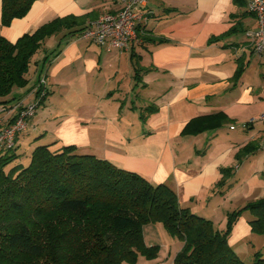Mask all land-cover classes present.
<instances>
[{
  "label": "crops",
  "instance_id": "crops-1",
  "mask_svg": "<svg viewBox=\"0 0 264 264\" xmlns=\"http://www.w3.org/2000/svg\"><path fill=\"white\" fill-rule=\"evenodd\" d=\"M148 5L154 14L129 49L108 50L79 34L46 40V50L61 43L45 76L49 93L17 145H75L153 184H168L181 206L225 230L231 212L264 196V56L252 54L246 35L256 27L255 15L248 0ZM118 8L119 0H35L25 16L3 25L0 0V32L16 42L56 17L92 15L91 25ZM144 33L162 41L145 40ZM33 99L30 91L20 102ZM215 115L221 125L185 132L193 119ZM9 116L0 113V123ZM252 219L244 210L231 228L236 253L264 246Z\"/></svg>",
  "mask_w": 264,
  "mask_h": 264
},
{
  "label": "trees",
  "instance_id": "trees-1",
  "mask_svg": "<svg viewBox=\"0 0 264 264\" xmlns=\"http://www.w3.org/2000/svg\"><path fill=\"white\" fill-rule=\"evenodd\" d=\"M34 1L2 0V24L25 16ZM91 16L56 17L16 42L0 32V113L10 115L0 130L30 104H38L37 111L44 103L49 92L41 80L61 46L46 50V40L81 33ZM142 37L162 41L147 33ZM19 88L25 92H16ZM30 91L33 101L21 103ZM222 122L218 115L197 117L185 132L196 134ZM18 137L0 148V264H136L140 255L152 260L159 249L145 243L143 227L156 222L183 242L174 264H247L228 241L244 210L253 214L252 230L264 235V196L231 212L220 230L213 220L181 206L168 184H153L138 172L80 153L75 145H37L27 166L8 170L21 156ZM251 264H264V255L255 252Z\"/></svg>",
  "mask_w": 264,
  "mask_h": 264
},
{
  "label": "built area",
  "instance_id": "built-area-1",
  "mask_svg": "<svg viewBox=\"0 0 264 264\" xmlns=\"http://www.w3.org/2000/svg\"><path fill=\"white\" fill-rule=\"evenodd\" d=\"M122 6L116 12L105 13L89 27L79 33L80 37L105 46L108 50L129 49L137 38L138 29L149 22L154 12L146 8L147 0H121ZM248 9L255 15L256 27L246 31L252 54L264 56V0H248ZM46 85V78L41 80ZM38 104H30L8 127L0 130V148L11 146L17 136L27 130L30 116L36 113ZM259 118L264 123V111Z\"/></svg>",
  "mask_w": 264,
  "mask_h": 264
},
{
  "label": "rangeland",
  "instance_id": "rangeland-1",
  "mask_svg": "<svg viewBox=\"0 0 264 264\" xmlns=\"http://www.w3.org/2000/svg\"><path fill=\"white\" fill-rule=\"evenodd\" d=\"M179 1H181V3L188 4L191 0H187V1L184 0L185 2L183 0H179ZM148 3H149V0H147L146 8L153 11V9L149 8ZM121 6H122V1L119 0V8L117 10H114V11L108 10V11L102 12L99 15V17L105 13L116 12L120 9ZM144 25H142V26H144ZM44 45H45L44 48L48 47V43L44 44ZM33 116H30V118H32ZM30 118H29V120H30ZM29 120H28V126H29ZM0 127H2L1 123H0ZM30 143L31 142H24L23 144H21L22 145L21 148L18 147L19 153L21 154V156L18 159H16L10 166H8V168H9L8 170H10L11 168H14L15 166H18V165L19 166H27L30 163L31 153L33 151V149H31ZM143 234H144L145 243L148 246L155 245L159 249L158 250V252H159L158 256L155 258V260H157L156 264H162V263L167 264L168 262H171V260L172 259L174 260L177 253L183 247V242L180 239L173 237L167 231V229L164 227L162 222L145 224L143 227ZM258 249L260 250L262 255H264V246H262V244L259 245ZM237 254L240 255V257L247 264H251L254 253L251 255L245 254L244 252H242V253L240 252ZM140 258H141L140 264H143V262H145V264L149 263L148 258L140 255L138 262L136 264L139 263Z\"/></svg>",
  "mask_w": 264,
  "mask_h": 264
}]
</instances>
